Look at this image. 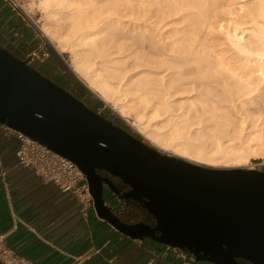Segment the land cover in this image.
Instances as JSON below:
<instances>
[{"label":"bare ground","instance_id":"6f19581e","mask_svg":"<svg viewBox=\"0 0 264 264\" xmlns=\"http://www.w3.org/2000/svg\"><path fill=\"white\" fill-rule=\"evenodd\" d=\"M37 8L40 31L70 54L72 71L146 139L206 137L178 151L214 168L264 159V0H38Z\"/></svg>","mask_w":264,"mask_h":264},{"label":"water","instance_id":"95a60500","mask_svg":"<svg viewBox=\"0 0 264 264\" xmlns=\"http://www.w3.org/2000/svg\"><path fill=\"white\" fill-rule=\"evenodd\" d=\"M0 124L74 162L87 178L97 217L118 233L180 249L197 262L223 264L200 257L207 250L193 251L181 241L202 243L234 264L236 258L264 264L263 171L216 169L165 155L43 77L29 60L20 61L2 47ZM97 171L129 186L131 191L120 199H131L163 220L168 234L160 231L163 235L156 237L157 229L149 233L142 223L122 222L116 214L123 213L117 209L120 202L106 203L105 186L119 193ZM168 236L176 240L165 241Z\"/></svg>","mask_w":264,"mask_h":264},{"label":"crops","instance_id":"0c3cea01","mask_svg":"<svg viewBox=\"0 0 264 264\" xmlns=\"http://www.w3.org/2000/svg\"><path fill=\"white\" fill-rule=\"evenodd\" d=\"M5 12L0 4V21ZM19 145L0 124V233L18 255L33 264H208L169 245L124 236L94 208L83 212L79 198L19 164Z\"/></svg>","mask_w":264,"mask_h":264},{"label":"rangeland","instance_id":"374dc122","mask_svg":"<svg viewBox=\"0 0 264 264\" xmlns=\"http://www.w3.org/2000/svg\"><path fill=\"white\" fill-rule=\"evenodd\" d=\"M12 3L9 4L4 0L1 1L0 4L5 8V14L1 17L4 21H0V47L6 49L11 55H13L16 59L20 61H26L29 59V55L34 51L40 49L43 42H45L44 53L49 54V57H43V51L38 54V58H35L34 61L29 63V65L36 70L39 74H41L46 79L50 80L54 84L63 88L67 92H69L72 96L76 97L80 101H82L89 109L96 112L97 114L104 116L105 118L117 123L116 116L120 118L124 125H117L124 129L125 126H128L132 133L140 136L145 142L155 149L159 150L161 153L165 155L181 158L191 163L199 164L205 167L214 168V166L208 165V163H204V161L198 159L195 156L184 154L179 152L178 150L182 149L180 144H193V145H203L206 141V137L202 136H190L188 133H182L179 139H171L167 143H158L153 140H148L140 133H138L137 129L132 127L129 122L120 117L116 111L113 110L110 104H106L102 101L98 95L94 92L92 93L89 88L84 84L83 81L80 80L81 84L87 88L93 96L87 95L82 92V99L77 93H74L71 90L75 88H81L77 85L69 86L64 85L62 82L58 81L57 75L61 73L63 76H68L66 71V67H70L69 63L71 60L70 54H60L54 46L46 39V37L40 31V25L42 24V13L37 8L38 0H11ZM16 9V10H14ZM15 22V23H14ZM12 24L10 29L8 25ZM68 67V68H69ZM71 72L72 69L70 68ZM73 74L78 76L73 72ZM98 101L102 102L103 105H100ZM172 129L169 125L165 126L162 130L163 133H166ZM174 130V129H173ZM171 131V130H170ZM179 135V134H178ZM252 170H259L264 172V159L255 158L251 159ZM216 169H224L222 166L215 167ZM241 169H250V167L241 166ZM107 196V194H106ZM124 218H132L134 220L142 219V212L140 211H130L129 209H125L123 213H121Z\"/></svg>","mask_w":264,"mask_h":264},{"label":"built area","instance_id":"2783aa9c","mask_svg":"<svg viewBox=\"0 0 264 264\" xmlns=\"http://www.w3.org/2000/svg\"><path fill=\"white\" fill-rule=\"evenodd\" d=\"M4 1L9 4L12 3L11 0ZM45 46V42H43L40 49L29 55V63L38 58L39 51H43V57H49V54L44 53ZM8 129L20 141L16 155L22 167L33 169L35 174L45 182L53 183L62 192L71 193L79 198L83 212H86L89 208H93V198L90 194L87 178L74 162L60 156L34 139L10 128ZM0 264L33 263L12 250L7 245L5 236L0 233Z\"/></svg>","mask_w":264,"mask_h":264},{"label":"flooded vegetation","instance_id":"af4514ba","mask_svg":"<svg viewBox=\"0 0 264 264\" xmlns=\"http://www.w3.org/2000/svg\"><path fill=\"white\" fill-rule=\"evenodd\" d=\"M63 86H64V84H63ZM70 91L77 93L80 96L81 100H83L82 99L83 94H82L80 88H75V89L71 88ZM109 121H111V120H109ZM97 172L103 178L111 180L113 182L115 190L118 191V193H119V195H114L109 190V188L107 186H105V194L110 193L113 196H115V198L117 199V198L122 197V195H125L126 193L131 191V188L129 186L125 185L121 180L112 177L107 172H104V171H97ZM126 201L140 207V209L136 210V211L142 212V219L141 220H134L132 218H124V217H122L121 214L116 213L122 222L127 223V224H131V225L142 223L143 225H146L147 227H149L148 229H146V232H149V233L151 232V230L157 229L159 231L155 232L156 237H161L163 235L160 231H164L165 234H168L167 228L169 225H167L163 220L160 221L157 218H155L153 215L149 214V212L145 208H143L142 205H140L139 203H137L131 199H127ZM143 228H144V226H143ZM164 240L165 241L170 240L173 242V240L175 241L176 239H169V236H168ZM180 245L182 247H185V248H190L193 251H200L202 249L207 250V254L201 253L200 257H202V258L203 257L204 258H210L212 260L220 261L223 264H234L227 256H218L217 254H215V251L213 248L207 247L202 243H198V242H194V241H190V240H185V241H181ZM224 249L226 250V248H224ZM235 260H236V263H238V264H253L252 262L245 260V259H242V258H236Z\"/></svg>","mask_w":264,"mask_h":264},{"label":"trees","instance_id":"16d2710c","mask_svg":"<svg viewBox=\"0 0 264 264\" xmlns=\"http://www.w3.org/2000/svg\"><path fill=\"white\" fill-rule=\"evenodd\" d=\"M15 23V22H14ZM66 71H67V73H68V76L66 77V76H63L61 73H59L58 75H57V79H58V81H60V82H62L64 85H69V86H73V85H77L78 87H81L80 89H81V92H85L87 95H90V96H93V94L87 89V88H85L82 84H81V82L77 79V77L73 74V72H71V70L68 68V67H66ZM84 93V94H85ZM85 94V95H86ZM94 97V96H93ZM98 103L100 104V105H103V103L102 102H100V101H98ZM116 119H117V123H114V124H117V125H124V122L120 119V118H118L117 116H116ZM124 130H126L128 133H130V134H132L135 138H137V139H139V140H142V138L140 137V136H138V135H135L134 133H132V131H131V129L128 127V126H125L124 127ZM105 200H106V203L108 204V205H112V201L113 200H116L117 202H120V205L122 206V212L125 210V209H129L130 211H133V210H139L140 209V207H138V206H136V205H134V204H132V203H129L128 201H126V200H121L120 198H115V196H113L112 194H110V193H107V196H106V194H105Z\"/></svg>","mask_w":264,"mask_h":264}]
</instances>
